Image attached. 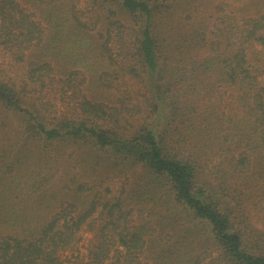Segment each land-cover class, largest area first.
<instances>
[{
  "label": "trees",
  "instance_id": "1",
  "mask_svg": "<svg viewBox=\"0 0 264 264\" xmlns=\"http://www.w3.org/2000/svg\"><path fill=\"white\" fill-rule=\"evenodd\" d=\"M82 1L0 0V264H264V0Z\"/></svg>",
  "mask_w": 264,
  "mask_h": 264
},
{
  "label": "rangeland",
  "instance_id": "2",
  "mask_svg": "<svg viewBox=\"0 0 264 264\" xmlns=\"http://www.w3.org/2000/svg\"><path fill=\"white\" fill-rule=\"evenodd\" d=\"M16 1H18L21 4V6L28 9V11H31L33 13L32 19L34 21L41 23V25L44 28H48V25L45 21V17L41 13V10L38 7L39 5H36L37 3H39V0H16ZM218 3H219L218 1L214 0L213 3L214 12L218 10ZM89 5H92L90 0H83L80 4L81 7L86 9H88ZM209 22L210 23L212 22V17H210ZM0 65H2L1 66L2 71L0 73V76L3 80L5 81L12 80L14 82L21 83L25 79L24 71L21 68V65H19L15 60H13L8 53L3 52L2 50H0ZM50 96L53 99L52 109L54 112L61 113L62 110L65 111L74 104L72 103V105L69 106V103L71 101L70 98L63 96L62 94H59L58 96H54V94H52ZM136 97L139 96L136 95ZM167 114H168L167 105L164 104L163 109L158 114V118L156 120L157 122L156 124L158 126H163L164 123L167 122ZM0 118L1 119L5 118V114L2 110H0ZM13 120L14 119L8 121L9 125L3 127V130L5 131L2 132H6V134L0 133V135L3 138H5L6 136V139H2V141L0 142V175L4 170L3 167L5 163L10 160V156L12 154H15L14 152L9 156L8 149H13L18 146L15 140V137L17 135L15 134L16 129L13 128V126L15 125ZM252 220L255 223L256 227L264 230V220L260 219V217L256 216L255 214L253 215ZM98 226H99V221H95L92 227L86 226L80 235L81 237L80 241L77 242L74 246L62 251L60 253L61 258L68 263V262H73L78 256L86 255L87 247L89 246L90 241L94 238V234Z\"/></svg>",
  "mask_w": 264,
  "mask_h": 264
}]
</instances>
